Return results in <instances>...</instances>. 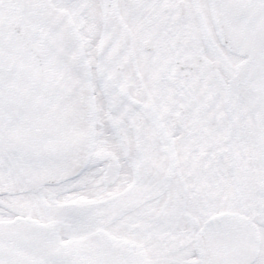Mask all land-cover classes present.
<instances>
[{"label": "snow or ice", "instance_id": "obj_1", "mask_svg": "<svg viewBox=\"0 0 264 264\" xmlns=\"http://www.w3.org/2000/svg\"><path fill=\"white\" fill-rule=\"evenodd\" d=\"M0 264H264V0H0Z\"/></svg>", "mask_w": 264, "mask_h": 264}]
</instances>
